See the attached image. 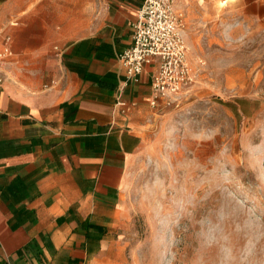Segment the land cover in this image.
<instances>
[{"label": "rangeland", "instance_id": "1", "mask_svg": "<svg viewBox=\"0 0 264 264\" xmlns=\"http://www.w3.org/2000/svg\"><path fill=\"white\" fill-rule=\"evenodd\" d=\"M173 4L194 80L125 99L124 179L88 264H264V0Z\"/></svg>", "mask_w": 264, "mask_h": 264}, {"label": "crops", "instance_id": "2", "mask_svg": "<svg viewBox=\"0 0 264 264\" xmlns=\"http://www.w3.org/2000/svg\"><path fill=\"white\" fill-rule=\"evenodd\" d=\"M142 0H0V264H66L103 250L81 223L107 227L127 151L117 56ZM152 67L125 99L149 103ZM83 245V246H82Z\"/></svg>", "mask_w": 264, "mask_h": 264}, {"label": "built area", "instance_id": "3", "mask_svg": "<svg viewBox=\"0 0 264 264\" xmlns=\"http://www.w3.org/2000/svg\"><path fill=\"white\" fill-rule=\"evenodd\" d=\"M131 43L117 56L124 78L115 92L114 109L123 112V94L128 84H137L146 67H152L149 105L158 100L178 97L191 86L193 71L187 59L182 37V19L174 10L173 0H142L130 24ZM10 38L5 36L0 51V85L5 80L4 68Z\"/></svg>", "mask_w": 264, "mask_h": 264}, {"label": "trees", "instance_id": "4", "mask_svg": "<svg viewBox=\"0 0 264 264\" xmlns=\"http://www.w3.org/2000/svg\"><path fill=\"white\" fill-rule=\"evenodd\" d=\"M79 227L84 232L86 244L91 246H97L98 242L108 235V229L104 226L81 223ZM66 264H81V261L75 258H70L66 260Z\"/></svg>", "mask_w": 264, "mask_h": 264}]
</instances>
